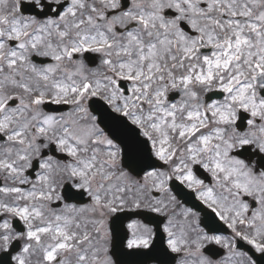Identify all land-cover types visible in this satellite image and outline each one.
<instances>
[{
	"label": "snow or ice",
	"instance_id": "snow-or-ice-1",
	"mask_svg": "<svg viewBox=\"0 0 264 264\" xmlns=\"http://www.w3.org/2000/svg\"><path fill=\"white\" fill-rule=\"evenodd\" d=\"M147 250L264 264V0H0V264Z\"/></svg>",
	"mask_w": 264,
	"mask_h": 264
},
{
	"label": "flooded vegetation",
	"instance_id": "flooded-vegetation-1",
	"mask_svg": "<svg viewBox=\"0 0 264 264\" xmlns=\"http://www.w3.org/2000/svg\"><path fill=\"white\" fill-rule=\"evenodd\" d=\"M190 198V197H189ZM189 201H191V202H193V203H195L194 202V200H192L191 198H190V200ZM189 206H192V205H189ZM206 211V210H205ZM201 219L203 220L204 219V214H203V212L201 213ZM139 258H140V262H139V264H157V263H155V262H150L151 260H153V259H157V260H159V259H161V258H163L160 254H159V252L158 251H156L155 253H149V254H142V255H139Z\"/></svg>",
	"mask_w": 264,
	"mask_h": 264
}]
</instances>
